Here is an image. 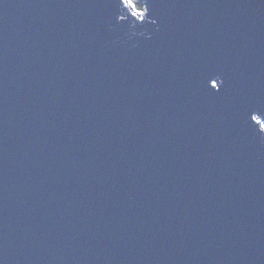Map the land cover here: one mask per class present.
I'll return each instance as SVG.
<instances>
[{"label":"water","instance_id":"95a60500","mask_svg":"<svg viewBox=\"0 0 264 264\" xmlns=\"http://www.w3.org/2000/svg\"><path fill=\"white\" fill-rule=\"evenodd\" d=\"M141 2L0 0V264H264V0Z\"/></svg>","mask_w":264,"mask_h":264},{"label":"snow or ice","instance_id":"6c2138e0","mask_svg":"<svg viewBox=\"0 0 264 264\" xmlns=\"http://www.w3.org/2000/svg\"><path fill=\"white\" fill-rule=\"evenodd\" d=\"M120 2L125 3L127 6L133 9V15L137 17H145L147 9H145L142 5L138 6V0H120ZM213 88L219 92L220 89L217 87L216 84L213 85ZM251 120L255 121L256 124H259V131L264 132V123L257 119V115H251Z\"/></svg>","mask_w":264,"mask_h":264},{"label":"trees","instance_id":"16d2710c","mask_svg":"<svg viewBox=\"0 0 264 264\" xmlns=\"http://www.w3.org/2000/svg\"><path fill=\"white\" fill-rule=\"evenodd\" d=\"M142 5V2L141 0H138V6H141ZM143 6V5H142Z\"/></svg>","mask_w":264,"mask_h":264}]
</instances>
